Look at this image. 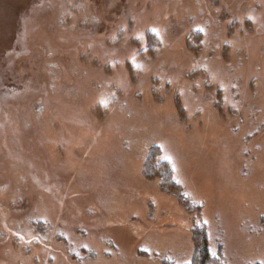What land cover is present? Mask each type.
<instances>
[{
  "label": "rangeland",
  "instance_id": "1",
  "mask_svg": "<svg viewBox=\"0 0 264 264\" xmlns=\"http://www.w3.org/2000/svg\"><path fill=\"white\" fill-rule=\"evenodd\" d=\"M203 223L264 264V0H0V264H191Z\"/></svg>",
  "mask_w": 264,
  "mask_h": 264
},
{
  "label": "trees",
  "instance_id": "2",
  "mask_svg": "<svg viewBox=\"0 0 264 264\" xmlns=\"http://www.w3.org/2000/svg\"><path fill=\"white\" fill-rule=\"evenodd\" d=\"M160 163L161 166L155 168L156 170L161 168L160 172H157L158 177L161 179L162 182H166L170 184L173 188L177 189V183L175 182V179L173 177V168L166 162ZM179 198L182 201L181 195L179 196ZM207 231L208 226L205 225V223H203L201 226L200 224L194 226L196 244L191 264H227L225 263L226 259L223 258L224 256L221 251H219V255H212Z\"/></svg>",
  "mask_w": 264,
  "mask_h": 264
},
{
  "label": "bare ground",
  "instance_id": "3",
  "mask_svg": "<svg viewBox=\"0 0 264 264\" xmlns=\"http://www.w3.org/2000/svg\"><path fill=\"white\" fill-rule=\"evenodd\" d=\"M175 220H178V219L175 218Z\"/></svg>",
  "mask_w": 264,
  "mask_h": 264
},
{
  "label": "snow or ice",
  "instance_id": "4",
  "mask_svg": "<svg viewBox=\"0 0 264 264\" xmlns=\"http://www.w3.org/2000/svg\"><path fill=\"white\" fill-rule=\"evenodd\" d=\"M137 67H139V66H137Z\"/></svg>",
  "mask_w": 264,
  "mask_h": 264
}]
</instances>
